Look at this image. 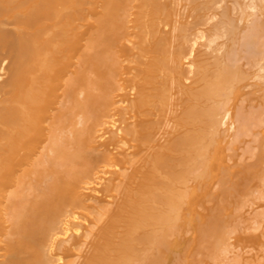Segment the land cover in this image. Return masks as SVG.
<instances>
[{
  "label": "bare ground",
  "instance_id": "obj_1",
  "mask_svg": "<svg viewBox=\"0 0 264 264\" xmlns=\"http://www.w3.org/2000/svg\"><path fill=\"white\" fill-rule=\"evenodd\" d=\"M0 264H264V0H0Z\"/></svg>",
  "mask_w": 264,
  "mask_h": 264
}]
</instances>
